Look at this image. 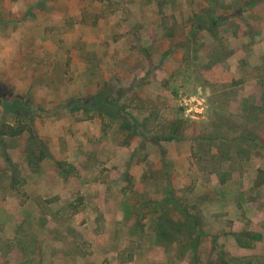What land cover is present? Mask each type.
<instances>
[{
  "label": "rangeland",
  "instance_id": "1",
  "mask_svg": "<svg viewBox=\"0 0 264 264\" xmlns=\"http://www.w3.org/2000/svg\"><path fill=\"white\" fill-rule=\"evenodd\" d=\"M97 92L117 107L95 100ZM184 97H192L188 109ZM175 118L183 119V140L152 139ZM20 121L32 130L0 136V264H68L56 263L52 241L38 239L31 224L46 214L61 224L54 238L63 239L72 228L68 204L82 208L91 197L85 184L95 178L109 194L121 181L131 201L141 194L140 205L125 206L137 215L115 231L140 232L144 264H217L223 251L228 264H264V0H0V126ZM39 139L45 145L31 143ZM103 140L124 146L119 180L97 153H113L99 148ZM40 149L52 155L40 158ZM56 160L74 167L53 197L62 204L35 187L50 190ZM214 170L230 180L221 184ZM169 183L203 232L197 236L167 207L173 230L165 234L166 256L150 261L145 238L155 235L154 208L141 207L162 201ZM92 216L76 227L83 230ZM237 233L257 238L244 247ZM123 242L131 250L132 239ZM88 250L76 264L109 263L104 249Z\"/></svg>",
  "mask_w": 264,
  "mask_h": 264
},
{
  "label": "crops",
  "instance_id": "2",
  "mask_svg": "<svg viewBox=\"0 0 264 264\" xmlns=\"http://www.w3.org/2000/svg\"><path fill=\"white\" fill-rule=\"evenodd\" d=\"M121 145L122 144L119 142L113 144L107 140H103L99 148H112L113 153L111 154H107V152H109L107 150L100 151L94 146V148L97 150V153L100 154V159L102 161L104 160L107 166H110V164L114 165L113 167H110V171H115L116 175H113L116 177L115 180H119L120 176L126 171L124 168H120V170H118V159L120 158V162L122 163L123 157L125 155V149L123 148L124 146ZM101 153H103L102 157ZM87 157L88 155L85 156L86 159ZM49 172L47 173V176L49 179H51L49 188L50 190L45 189V187L41 184H37L35 187L39 189L38 193L43 195L47 192L48 194L53 193L51 194V198H53L60 194L63 181L61 179L58 167ZM109 178H112V174L107 177V179ZM92 180L90 183L85 184L91 193V197L86 195L82 208H79V210L74 212V214L71 216L72 228L70 227L67 229L68 231L63 232L65 234L63 239H61V235L57 239L54 238L53 231H55L54 229L61 231V224L56 220H51L46 214H43V218L41 219L40 223L36 222L31 224L33 232H35L34 234H36L37 238L40 240H44L46 238L52 241L54 246L53 252L58 253L57 258L56 256L54 257L56 258V263L62 262L76 264L78 261H82V259L85 257L83 254L87 253V251H89L88 249L99 248L104 249L102 253L107 257L109 254H111L109 258L110 264H144V261L140 259L142 255L140 252L142 243L139 241L141 239L140 232L134 230L131 233L132 237H130L131 235H118V232L115 231L117 224L120 226V224L125 223L127 220H133V215H137V212H134V214L131 215L126 214L125 206L130 204L135 206L138 204L139 200L134 197L135 199L131 201V198L128 197L129 193L122 192V189L125 185L124 181H121V186H119L118 182L116 186L111 184L110 189L112 192L109 194L106 187L107 184L102 183L101 181H96L97 178ZM138 189L140 190L141 188L138 187ZM53 201L54 202L52 203L57 201L61 203V199H54ZM52 203L49 205L52 206ZM39 214L42 215V212L39 211ZM90 215L93 216L90 218V221L88 220L85 228L83 230L78 229L76 227L77 223H79L77 220L81 217H90ZM52 222L53 225H51ZM126 237L132 239L131 250H129V246L126 245L125 247L123 244V240L126 239ZM150 238H155V235L154 237L149 235L145 238L149 245L144 254V258L150 261L163 260L166 256V246L163 243L157 242L155 239L151 241ZM133 248H136V250ZM114 252L117 254V256L113 255ZM129 252H131V257L124 258V255L126 253L129 254Z\"/></svg>",
  "mask_w": 264,
  "mask_h": 264
},
{
  "label": "trees",
  "instance_id": "3",
  "mask_svg": "<svg viewBox=\"0 0 264 264\" xmlns=\"http://www.w3.org/2000/svg\"><path fill=\"white\" fill-rule=\"evenodd\" d=\"M198 24H200V23H198ZM199 28L203 29V28H201V26H199ZM196 35L197 34H196V29H195L193 31V33H191V36H190L189 39H191V37H194ZM189 39H188V41H189ZM189 43L190 44L193 43L192 40ZM196 87L194 88V90H196ZM107 95H108L107 92H97L94 95V99L97 100V101H102V102L104 101L105 103L107 102V103H109V105H113L108 100ZM132 99L138 100L139 102H144V99L141 96H139L137 93H134V92L132 93ZM105 103L101 104L100 108L103 109ZM4 104H5L4 106L6 107V109H8L9 111L15 110V112H16V111L20 110L18 108L15 109L10 103H4ZM113 106L117 107V105H113ZM77 109L78 108H76L74 110H77ZM80 109L84 110V108L82 106H80ZM21 110L23 111L22 115L25 118H27L28 120L33 117L30 110H26L25 108H23ZM116 110H117V108H116ZM105 113L112 120H114L115 118L119 119V115H117V114L115 115V114L110 113V112H105ZM17 116H19V115H17ZM147 120H148V117H145L142 120L143 124H146ZM134 121H135V124H136V128H138L140 121H138L137 118ZM182 122H183V119H181V118H179V119L175 118L171 122L168 121L167 122L168 123V127H169L168 133H164L162 135H157V137H153L152 139L165 140V141H173V140L179 141V140H183V136L182 135H178V131H179V128H180ZM127 125H128V123H127ZM29 129H30V125H27L26 122H21L20 121V123H18V124H13L11 122H3L2 125L0 126V136L1 137H3V136L16 137V136H20V135L24 134L26 131H29ZM121 129H125L124 124L121 125ZM31 130L32 129H30V131ZM138 134H139V132L137 131V129H135V131H133V133H131V137L132 136L135 137ZM214 139H216V141H217V139H220V137L217 136ZM33 142H38L40 146L41 145H45L44 142L41 141L40 139H39V141L32 140L31 143H33ZM125 142H127V141H125ZM48 150L46 152V150L40 149V153L42 155H40V156L38 155V156L40 158H42L43 155H45V154L52 155L51 153H49ZM31 152H32V154H34L35 153V149H34V152L33 151H31ZM55 164H56V167H58L61 176L64 178V181H66L70 177V175L74 172V167L73 166L66 167L65 166V164H66L65 161L56 160ZM214 172H216L218 174L221 184H225L231 178L230 174L228 172L219 173L216 170H214ZM173 194H174V188H173L172 184L169 183L168 184L167 195H166V197L163 198L162 201H160L161 199L160 200L158 199V200H155V201L150 200V201H148L149 205L145 204V206L141 207V209H142V208L151 207L153 205L152 208H154V209L151 210V213H150V216H149V218H150L149 225L152 226L153 229H154L155 240L157 242L163 243L165 246H166V244L168 242H170L169 239L165 238L166 237L165 234L166 233L168 234L170 231L173 230V227L171 226V221L169 220V217L167 215V210H168L167 207H169V206L173 207L174 211H178L180 214H182L185 217V219L187 221V224L191 225V228L197 233V236H199L200 233L203 232V231H201L202 229L200 228V221L197 218H195V216L192 215L188 211L187 208H185V207H183L181 205V203L179 201L180 197H173ZM140 196H141V194L139 193V191H137V197L136 198H137V200H139V202H138L137 205H135V207L140 205V203L142 201L141 199H143L142 196L141 197ZM54 199L55 198L51 199V201H53ZM49 202H50V200H49ZM68 205L74 206L73 213L79 210V208L76 207L75 205H73V203H71V202ZM138 209L139 208H136V210H138ZM234 237H235L236 241L238 242V244L240 246H244V247L251 246V241H255L256 238H257L252 233H250V234L248 233L246 235L237 233V234L234 235ZM164 239H167L169 241H166ZM212 242H214V243L216 242V237L215 236L213 237ZM226 256H227V253L225 251L221 252L219 254V258H218L219 260H217L218 261L217 264H228L229 261L227 260ZM194 259L195 260L193 261L194 262L193 264H197L198 259H196V258H194ZM104 264H110V263H106L105 262Z\"/></svg>",
  "mask_w": 264,
  "mask_h": 264
},
{
  "label": "built area",
  "instance_id": "4",
  "mask_svg": "<svg viewBox=\"0 0 264 264\" xmlns=\"http://www.w3.org/2000/svg\"><path fill=\"white\" fill-rule=\"evenodd\" d=\"M200 94H202V91H199L198 95H200ZM203 97H204V96H201V99H202V101H201V102H202L201 105L203 104V101H205V100L203 99ZM190 98H192V97H190ZM190 98H187V97H184V98H183L184 103L187 104L186 109H188ZM192 110H193V109H192ZM202 110H204L203 107H202ZM200 112H202V111H200Z\"/></svg>",
  "mask_w": 264,
  "mask_h": 264
}]
</instances>
